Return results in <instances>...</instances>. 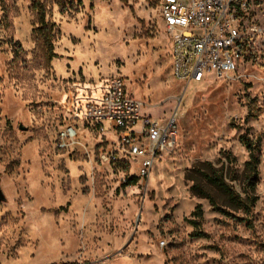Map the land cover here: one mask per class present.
Segmentation results:
<instances>
[{
	"label": "rangeland",
	"instance_id": "rangeland-1",
	"mask_svg": "<svg viewBox=\"0 0 264 264\" xmlns=\"http://www.w3.org/2000/svg\"><path fill=\"white\" fill-rule=\"evenodd\" d=\"M42 2L52 61L34 37L33 0H0V264H264V49L231 77L186 84L159 0ZM113 75L148 115L177 117L178 145L143 180L130 162L102 161L111 133L76 122L81 142L58 148V131ZM243 136L260 149L250 212L196 173L219 211L187 175L210 162L246 198Z\"/></svg>",
	"mask_w": 264,
	"mask_h": 264
},
{
	"label": "built area",
	"instance_id": "built-area-1",
	"mask_svg": "<svg viewBox=\"0 0 264 264\" xmlns=\"http://www.w3.org/2000/svg\"><path fill=\"white\" fill-rule=\"evenodd\" d=\"M160 15L172 42L174 77L186 84L214 76L234 75L246 58L264 49V0H159ZM264 51V50H263ZM262 51V52H263ZM57 134L58 148L80 143L76 122L111 133L112 148L102 161L130 162L145 179L158 158L179 142L177 117L160 122L145 111L151 107L128 89L123 76L113 75L87 98Z\"/></svg>",
	"mask_w": 264,
	"mask_h": 264
},
{
	"label": "trees",
	"instance_id": "trees-1",
	"mask_svg": "<svg viewBox=\"0 0 264 264\" xmlns=\"http://www.w3.org/2000/svg\"><path fill=\"white\" fill-rule=\"evenodd\" d=\"M121 1L126 2L127 0ZM33 9L37 12L38 16V25L34 30V37L38 44L42 47L48 61H52L57 57L53 42L55 25L47 21V11L42 0H33ZM242 141L250 154V158L245 169L246 183L248 186L247 190L249 191H247L248 195L246 198L242 197V195L227 182L224 169L217 168L210 162L202 164L201 166H204L203 168L201 166H197L191 169L187 175V178L194 182L192 185L193 192L199 197L208 199L211 205L219 211L225 212L224 209L220 207L214 193H212L211 189H207L206 186L221 191L228 198L230 204L238 209H243L246 212H250L256 202L253 194L258 183L260 165L258 152L260 149L259 145L247 136H243ZM196 173H199L202 176L207 184L206 186L199 178L196 177ZM137 181L138 179L134 177L128 184L133 185ZM203 214L202 206L198 205L193 212V216L196 218L190 222L197 226L199 224L198 220L203 218Z\"/></svg>",
	"mask_w": 264,
	"mask_h": 264
},
{
	"label": "water",
	"instance_id": "water-1",
	"mask_svg": "<svg viewBox=\"0 0 264 264\" xmlns=\"http://www.w3.org/2000/svg\"><path fill=\"white\" fill-rule=\"evenodd\" d=\"M3 199H5V196L0 186V200H3Z\"/></svg>",
	"mask_w": 264,
	"mask_h": 264
}]
</instances>
